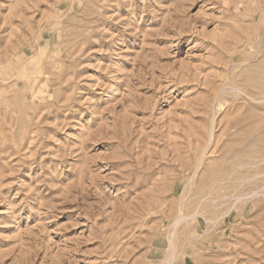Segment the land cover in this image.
<instances>
[{
  "label": "rangeland",
  "instance_id": "374dc122",
  "mask_svg": "<svg viewBox=\"0 0 264 264\" xmlns=\"http://www.w3.org/2000/svg\"><path fill=\"white\" fill-rule=\"evenodd\" d=\"M0 264H264V0H0Z\"/></svg>",
  "mask_w": 264,
  "mask_h": 264
}]
</instances>
